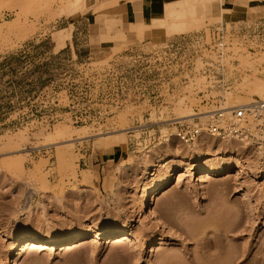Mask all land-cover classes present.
<instances>
[{
	"label": "rangeland",
	"instance_id": "374dc122",
	"mask_svg": "<svg viewBox=\"0 0 264 264\" xmlns=\"http://www.w3.org/2000/svg\"><path fill=\"white\" fill-rule=\"evenodd\" d=\"M22 1L0 0V264H12L10 256L15 264H264L262 166L224 172L230 158L215 155L206 164L200 160L214 150L230 149L234 159L252 165L256 155L251 145L206 136L198 140L202 145L197 151L187 153L192 143L169 135L176 132L169 121L178 116L177 106L194 112L208 108L197 96L204 80L185 65L191 47L168 46L171 40L227 22L231 14L248 21L261 18L264 7L257 2L264 5V0H235L234 6L227 0H199L194 3L197 19L190 24L195 26L179 33L152 27L153 19L164 17L167 0H122L136 19L121 29L122 40L111 34L107 24L114 22L112 16L95 0H83L65 13L60 8L65 0ZM70 32L73 41L52 51L57 39ZM251 47L256 43L245 36L232 41L235 88L211 92L220 94L226 107L261 100L243 88L254 78L264 80L246 72L264 63V42L255 54L249 53ZM58 126L67 127L71 139L78 128L88 137L41 146V136ZM19 134L27 135L25 144ZM105 139L115 141L124 157L92 167L86 155L102 159ZM165 159H174L164 172L175 178L150 197L149 205L163 223L159 230L138 215L137 201L149 182L164 174L159 167ZM15 160L21 161V172L6 165ZM147 164L154 165L151 171L145 170ZM212 166L218 170L203 178L201 173ZM100 230H130L133 237L129 243H114L95 238ZM33 235L53 240L82 235L84 240L46 250L20 244L8 254L13 237ZM159 235L162 244L151 252L149 244ZM141 245L147 248L141 251Z\"/></svg>",
	"mask_w": 264,
	"mask_h": 264
},
{
	"label": "built area",
	"instance_id": "2783aa9c",
	"mask_svg": "<svg viewBox=\"0 0 264 264\" xmlns=\"http://www.w3.org/2000/svg\"><path fill=\"white\" fill-rule=\"evenodd\" d=\"M235 23L239 24L233 26ZM243 36L256 43V47L248 49L249 53L262 51L264 17L251 21L217 22L197 34L184 35L168 43L169 47L177 50L179 47H191V55L185 59V65L189 68L187 71L198 74L205 83V88L197 91V96L200 103L208 108L206 120L195 115L189 123L176 119L169 121L175 125V137L181 142L193 143L202 134L218 139L235 134L252 139L255 145L264 149V103L255 99L246 104L226 107L220 94H211L234 90L238 72L234 64L236 60H230L234 56L231 47L235 38ZM246 72L264 76V63Z\"/></svg>",
	"mask_w": 264,
	"mask_h": 264
},
{
	"label": "bare ground",
	"instance_id": "6f19581e",
	"mask_svg": "<svg viewBox=\"0 0 264 264\" xmlns=\"http://www.w3.org/2000/svg\"><path fill=\"white\" fill-rule=\"evenodd\" d=\"M31 1L32 0H30V3H31ZM37 1H39V3L42 2V4H43L44 3L43 1H45V0H43V1L37 0ZM63 1H62V3H63ZM198 1L199 0H180V1H176V2L167 3L165 5L164 17L161 16V17L157 18L156 20L153 19L152 20L153 23H151L153 25L152 27H159V28H163V29H165L167 31H170V32H176V33L178 32L179 33V32H183V31L187 30L189 27L195 26V25L191 26L190 24L193 23L194 21H196V19H197V16L195 14L196 11L194 10V3H197ZM28 2H29V0H28ZM45 3H46V1H45ZM64 3L65 4H62L60 8L62 9L63 6H64V8L66 9L65 10L63 8L64 9V13H65L67 11V7H74V6L78 5V4H82L83 0H65ZM69 10L72 11L74 9L71 10V8H70ZM70 13H72V12H70ZM63 15H65V14H63ZM66 15H67V13H66ZM17 18H15L14 21L17 20ZM18 20H20V19H18ZM18 20H17V22H18ZM110 25L111 24H107V26H110ZM140 26H141V23H138V27L139 28H140ZM147 26H149V25H147ZM141 29L138 30L140 34L142 33ZM140 34H139V36H140ZM66 36H67L66 38H58L57 39V43L55 44L56 46L54 48L55 51H58L61 48H63L65 46V42L67 40H70L71 34L68 33V35H66ZM243 79H245V78H243ZM243 88H245V90H246L248 95L256 96V97L260 98L262 100V102L264 103V80H261V79H258V78H254L251 81L243 83ZM227 99H230V96ZM241 104H245V103H237V104H234V105H231V106H237V105H241ZM183 108H185V107H183ZM175 109H176V111L178 113V116H176V118H174V119L180 120V121L192 122V118L195 115H198L201 120H206L207 115H208L207 114V110H204L203 112H194V111H191L190 108H187V109L186 108L185 109L181 108L183 111H180V106H177ZM176 111H175V113H176ZM81 130H82V128H78L77 131L75 130L76 133H77V135H76L77 137L75 136L76 138L71 139L70 134H73V133H71V131H70V134H69V131L67 130V127L65 128V126H58L56 128V130H54L55 132H53L50 135L48 133H45V136H43V135L41 136V134H43V133L39 134L41 137H44V138H41V139H43V141L41 140L42 141L41 142V144H42L41 146H46V145L56 144V143H61V142H63V143L64 142H68L69 143V141L71 143V140H74V141L77 140V139L81 140L82 138L88 137L86 135V133L84 132L85 130H82V131ZM20 135L21 134H19V138L17 137L18 140L21 139L20 137H22L24 139L23 140L21 139V141L20 140L19 141L20 142H24L25 137H27V135H25V137H23L22 135L20 136ZM169 135L170 136H175V133H170ZM37 136H38V134H37ZM115 136H112L111 138H113ZM108 137H109V139H111L110 136H108ZM205 137H206V135L202 134L201 137H198L197 139H195V141L192 143V145H188L187 148H185L187 150L186 152L189 153L191 151H197L200 148V146L202 145V143L199 142L198 140L199 139L204 140ZM105 138H106V136H105ZM225 138H227L226 141H227L228 144H232L233 141H240L244 146L251 145V147L254 150V153L256 155L255 156V160L251 161L252 165H246L244 163H240L237 159H234L232 157L233 154H234V151H231L230 149H228V150L224 149V150H220L218 152L216 151V153H214L215 152V150H214L213 153L206 154L205 157L200 160L201 162L200 161L199 162L202 163V164L203 163L206 164L208 162H211L213 160L212 159L213 157L216 158L215 155H221V156H224L225 158L228 157V158L231 159V162L227 163V165H228L227 167H224V168L222 167V170L224 172H228L230 169H234V170H236L235 171L236 173H242V172L244 173L247 170H252V168H254V167L262 166L261 167L262 168V173H264V157H263L264 156V149H262L259 146L255 145V143L253 142L252 139H248L245 136L229 134ZM7 140L10 141L11 140L10 137H9V139L7 138ZM7 140L5 142H8ZM113 140H114V138H113ZM113 140L112 141L106 140V142L108 141V143H107L108 145H107L106 149L111 148L115 144V141H113ZM25 141H27V140H25ZM120 141H122V140H120ZM11 142L15 145V143L13 141H11ZM102 142H104V140ZM106 142H104V143H106ZM9 144H10V142H9ZM11 144H10V146L7 144L8 147H13V145H11ZM21 144H23V143H21ZM24 144H25V142H24ZM4 145H6V143ZM7 145H6V148H7ZM16 145L19 146V143L16 144ZM3 147H5V146H3ZM168 147H170V146H168ZM67 148H68V146L66 148H63V150L66 151ZM3 149H5V148H3ZM20 149H21V147H20ZM18 151H20V150L18 149ZM64 151H63V153H65ZM57 152H59V151L57 150ZM179 152L180 151H178V153ZM143 155L145 156V157L143 156L144 158H148L150 156V155H147V152L144 153ZM173 160L174 159H170V160L169 159H165L163 161H160L161 164H160L159 168L161 170L159 172L162 171L161 173L163 174V172L170 165V163L174 162ZM175 160L177 161V158ZM196 160H198V159H196ZM6 161H8V160H6ZM6 161H4V162L6 163ZM15 162L17 163V165L15 164ZM19 162H21V161H19V160L16 161L15 160L14 161V165L12 164V162L6 163V165L8 164L9 167L12 166L11 168H15V170H17V171L20 168V171H18V172H21L23 170L22 169L23 167L21 166V164ZM69 164H70V166L72 165L71 162ZM212 165H214V164H212ZM153 166L154 165L147 164L145 166V170H150L151 171ZM214 166L217 167V165H214ZM222 166H223V164H222ZM118 169H120V168H118ZM35 170L39 171L37 167H36ZM216 170H218V169H214V167L212 166L208 170L204 171L205 173H201V174H205L202 177L203 178H209L210 177L209 175L212 172H216ZM165 172H164L163 175L160 176V178L153 179V180L151 179L152 181L149 182L147 187L139 194L138 201H137V203H138V215L140 217L141 216L147 217L151 222L154 223L155 227L157 229H159V230H160L161 226L163 227V223L157 218V216L154 213H152L150 211L149 205H150V197L152 195L158 194L161 190H163L164 188L168 187L172 183V180L175 178L174 177L175 174L173 175V174H171L169 172L165 174ZM35 173H37V172H35ZM72 175H73V171H72ZM36 176H38V175L36 174ZM39 176H38V178H39ZM177 177H180V175H178ZM39 180L41 181V179H39ZM41 182L43 183V180ZM263 206H264V203H263ZM209 227L211 228V226H209ZM209 227H206V228H209ZM214 228H215V225H214ZM214 228L211 229L212 233L215 232V229L217 227L215 229ZM129 231L130 230L111 232V231H108V230H100V231H95L94 232V234H95L94 237L95 238H98V237L108 238L110 241H112L114 243H122V242L129 243V242H131V239L133 237L132 234ZM2 236H6L5 233H3ZM82 240H84V237L82 235H74V236H71V237H64V238L55 239V240H53L49 236L48 237H39V236H34V235L33 236H18V237H13L12 238V243H11L9 249H8V254L11 255L13 250L18 249L20 244L23 245L22 248H30V247H36V246L38 247V246H40L41 250H46L49 247H55V246H60V247L64 246V248L67 247V246H71V245H75L76 246L78 243L80 244V242ZM162 241H163L162 235H159V236L155 237L153 239V241L149 244L150 245V251L154 252L155 250H157L158 246L160 244H162ZM146 248L147 247H145L144 245H141L140 250L143 251ZM8 262L12 263V264H15V259H13V257L10 256L9 259H8Z\"/></svg>",
	"mask_w": 264,
	"mask_h": 264
},
{
	"label": "crops",
	"instance_id": "0c3cea01",
	"mask_svg": "<svg viewBox=\"0 0 264 264\" xmlns=\"http://www.w3.org/2000/svg\"><path fill=\"white\" fill-rule=\"evenodd\" d=\"M122 0H95L93 4L97 5H104V7L101 9V11L105 12L107 15L112 16V20L114 21L111 23L109 27H111L112 31L111 34L115 36L118 40H122L123 36H125L124 33L121 32V29L125 25H134L136 22L135 19V13L130 10V5L123 6ZM126 1V0H125ZM172 0H167L166 3L170 2ZM175 1V0H174ZM226 3L228 5L234 6L235 0H227ZM257 7L261 8L264 7V5L261 2H257ZM264 17V16H262ZM257 18V17H256ZM260 18V17H259ZM243 19L233 18L232 14L227 18L228 22H240L243 21ZM75 29V28H74ZM71 38L70 40H67L68 42L73 41V34L74 32H70ZM65 42V44L67 43ZM55 46H52V51ZM107 152L104 153L102 159H98L96 156L94 157L92 154H87V160L91 164L92 167L100 168V165L109 163H116L120 159L124 157V150L118 149L117 147H111L106 150Z\"/></svg>",
	"mask_w": 264,
	"mask_h": 264
}]
</instances>
